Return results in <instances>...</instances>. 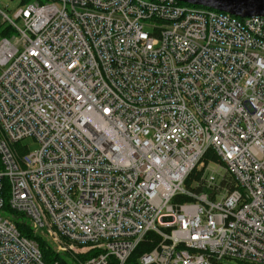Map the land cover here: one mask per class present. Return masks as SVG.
I'll use <instances>...</instances> for the list:
<instances>
[{
  "label": "built area",
  "instance_id": "obj_1",
  "mask_svg": "<svg viewBox=\"0 0 264 264\" xmlns=\"http://www.w3.org/2000/svg\"><path fill=\"white\" fill-rule=\"evenodd\" d=\"M0 15L16 31L0 40V264H70L15 213L71 264H127L150 233L140 264H264V16L179 0Z\"/></svg>",
  "mask_w": 264,
  "mask_h": 264
},
{
  "label": "trees",
  "instance_id": "obj_2",
  "mask_svg": "<svg viewBox=\"0 0 264 264\" xmlns=\"http://www.w3.org/2000/svg\"><path fill=\"white\" fill-rule=\"evenodd\" d=\"M31 1H39L43 3L47 0H21V5L27 4ZM15 32L16 31L14 27H12V25L10 24H7L4 28H2L0 34L3 37H7V36H12L13 34H15ZM203 160L205 163H208V162L223 163V160L221 159V157L218 155L216 150L212 147H210L205 152ZM202 175H203V170H200V169L193 170L186 180V186L198 192L204 190L205 188L202 182H200L199 184L193 185L195 181H200L202 179ZM221 184H222L221 185L222 187H226L230 190L236 187L235 181L229 176L224 178ZM176 199L177 200H187L189 199V197L187 195L180 194ZM14 221L16 223V226L18 227V229L23 235L37 240L45 260L47 261H52L56 259L63 260V258L60 255H56V253L54 252V250L52 249L48 241L43 236L34 234L32 232V228L30 227L29 222L26 220V218H24V216L16 215L14 218ZM159 239L160 238L155 233L148 234V236L137 246L135 251L132 253L127 264H140L138 261L139 256L143 252L152 249V247L156 245Z\"/></svg>",
  "mask_w": 264,
  "mask_h": 264
},
{
  "label": "water",
  "instance_id": "obj_3",
  "mask_svg": "<svg viewBox=\"0 0 264 264\" xmlns=\"http://www.w3.org/2000/svg\"><path fill=\"white\" fill-rule=\"evenodd\" d=\"M181 2L224 11L239 17L264 16V0H179Z\"/></svg>",
  "mask_w": 264,
  "mask_h": 264
},
{
  "label": "rangeland",
  "instance_id": "obj_4",
  "mask_svg": "<svg viewBox=\"0 0 264 264\" xmlns=\"http://www.w3.org/2000/svg\"><path fill=\"white\" fill-rule=\"evenodd\" d=\"M0 7L4 10V11H6V13L8 14V15H10V16H12L13 15V13L19 8V7H21V0H0ZM8 23L6 22V21H4L3 20V18H2V16H0V32H1V30H2V28H4L6 25H7ZM3 38V36H1V34H0V40ZM24 142H26V143H30V147H31V149L32 150H35V149H37L38 147H39V144L38 143H36V142H34V140H32V139H25L24 140ZM16 215H20V216H24V215H22V214H18V213H15ZM9 214H7L6 213V216H8ZM25 218V217H24ZM26 220L28 221V219L26 218ZM29 222V221H28ZM29 225H30V223H29ZM31 227V226H30ZM32 232L34 233V231H33V229H32ZM34 234H38V233H34ZM38 235H40V236H43V235H41V234H38ZM44 237V236H43ZM46 239V238H45ZM48 243L50 244V246L52 247V249L54 250V248H53V246H52V244L48 241ZM63 258V260L66 262H69L70 264L72 263V262H70V261H68L67 259H66V256H65V258L64 257H62Z\"/></svg>",
  "mask_w": 264,
  "mask_h": 264
},
{
  "label": "bare ground",
  "instance_id": "obj_5",
  "mask_svg": "<svg viewBox=\"0 0 264 264\" xmlns=\"http://www.w3.org/2000/svg\"><path fill=\"white\" fill-rule=\"evenodd\" d=\"M32 2V1H31ZM1 16V15H0Z\"/></svg>",
  "mask_w": 264,
  "mask_h": 264
}]
</instances>
